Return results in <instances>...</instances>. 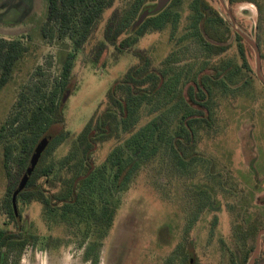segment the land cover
Listing matches in <instances>:
<instances>
[{
    "label": "rangeland",
    "instance_id": "rangeland-1",
    "mask_svg": "<svg viewBox=\"0 0 264 264\" xmlns=\"http://www.w3.org/2000/svg\"><path fill=\"white\" fill-rule=\"evenodd\" d=\"M141 1L111 0L88 41L76 51L70 38L61 39L56 28L46 25L48 0H0V39L21 43L12 76L0 89V130L6 128L0 138V228L10 222L5 206L10 186L5 151L11 149L9 164L16 179L22 140L27 136L23 123L41 97L50 94L61 80L70 53L75 55L74 88L64 106V127L70 138L54 146L43 164L44 168L53 163L57 171L60 160L70 153L73 140L105 102L108 91L139 62L137 52L150 56L154 66L166 69L169 77L177 72L185 74L187 69L193 73L206 60L211 65L224 58L229 59L226 67H242L227 78L226 71L221 73L219 83L209 92L202 90L200 103L205 106L199 120L206 128L200 132V142L196 141L195 153L185 151L181 158L170 148L186 111L178 97L185 79L176 83L175 98L167 104L171 112L165 113L164 108L157 112L164 120L168 117L163 124L166 142L163 148L156 144L148 147L115 195L118 209L107 237L94 243L92 238L84 239L80 229L51 224L50 230L41 205L21 201L18 210L33 226L35 244L20 256L8 254V264H242L254 245L253 230L264 229V85L256 76L254 51L232 34L227 52L218 56L207 52L200 41L190 37L192 16L184 5L149 21V28L132 35L128 50L119 53L104 42L106 24L114 14L123 23L131 14V4ZM207 1L227 22L220 1ZM227 3L238 28L257 42L264 75V0ZM239 44L243 45L249 70L240 56ZM175 78L178 76L168 80L161 94L164 98L171 94ZM194 84L189 82L184 87L182 100L186 106L192 102L186 91H194ZM154 98L136 101L135 131L155 121L158 114L154 108L161 104L155 105ZM118 143L105 144L96 154V165H102ZM138 158L142 153L134 146L123 154L122 164ZM89 245H93L90 256L84 251ZM258 264H264V238Z\"/></svg>",
    "mask_w": 264,
    "mask_h": 264
},
{
    "label": "trees",
    "instance_id": "trees-1",
    "mask_svg": "<svg viewBox=\"0 0 264 264\" xmlns=\"http://www.w3.org/2000/svg\"><path fill=\"white\" fill-rule=\"evenodd\" d=\"M154 1L143 0L131 4V14L123 23L119 22L122 18L114 14L106 24L104 42L113 46L117 52L124 53L129 48L128 39L149 28L147 25L149 21L156 20L160 16L163 18L165 14L178 11L186 5L191 12L188 15L192 16L191 36L189 34L187 36L200 41L201 47L207 52L216 56L227 52L231 46L232 34L238 42L245 44L251 50V47L207 0H172L164 10L148 17L138 29L133 31V25L140 14ZM229 1L233 5L245 0ZM110 6L111 0H48L46 25L56 28L61 39L70 38L77 51L88 41L95 26ZM154 29L155 27H151V30ZM124 35L126 37L122 38ZM20 47V42L7 43L0 39V67L2 68L0 89L9 82L12 76L16 62L20 58ZM239 53L246 64L245 68L249 70L242 44H239ZM136 54L139 62L131 67L123 78L108 91L105 102L98 106L91 119L73 140L70 153L60 160L58 171L53 163L44 168L43 164L54 146H60L67 138H70V134L64 127V107L61 104L64 94L74 88L71 83L74 53L67 56L61 80L55 83L53 91L41 97L42 100L23 123V130L27 132V136L22 140L19 159L20 172L16 179L12 177L10 170L11 149H6L5 169L10 186L8 187L9 199L5 206L10 222L5 228H0V264H8V254L17 253L20 256L28 246L35 244L33 226L28 220H24L19 210L16 216L12 199L35 148L43 138H50L49 146L28 184L18 195L17 204L21 201L28 205L40 204L42 217L47 221L50 230L51 224L61 225L62 228L80 229L82 235L88 236L93 233V242H95L94 236L105 237L111 228L118 209L115 195L130 178L136 163L143 159L148 147L153 144L163 148L166 142L164 136L166 129L163 128V124L168 117H164V120L163 116L157 112H161L163 108L166 110L165 113L171 112L167 104L175 98L173 90L180 78L183 77L185 82L178 97L186 111L181 116L178 136L174 137L170 143L172 153L179 158L182 155L185 157V151L195 153L196 141L200 142V132L205 131V124L199 120L205 106L200 103L202 102V90L209 92L210 88L219 83L221 73L226 71L224 77L227 78L229 75H236L242 69L234 65L226 67L229 59L222 58L211 65L209 60H206L202 67L193 73L191 69L189 71L187 69L185 74L177 72L174 77L178 76V78H175V83L170 88L171 94L164 98L161 94L167 88L168 80L174 77H169L166 69L155 67L150 56L148 57L143 51ZM189 82H195V90L186 91L190 101L193 102L186 106L182 100L183 90ZM148 96L155 97V105H161L154 108L153 112L158 114L154 117L155 121L153 120L154 122L149 127L147 123L140 128L139 130L143 131L138 134L139 130L135 131L136 123L133 119V113L137 109L136 101ZM5 130V127L0 130V138ZM127 135L130 137L120 143V140ZM109 142L119 143L102 165H96V154ZM134 146L140 148L142 158L130 161L128 165L123 166L121 157ZM260 230L262 228L253 230L252 243L254 245L245 254L242 264H246L250 254L254 251L256 237Z\"/></svg>",
    "mask_w": 264,
    "mask_h": 264
},
{
    "label": "water",
    "instance_id": "water-1",
    "mask_svg": "<svg viewBox=\"0 0 264 264\" xmlns=\"http://www.w3.org/2000/svg\"><path fill=\"white\" fill-rule=\"evenodd\" d=\"M171 1L172 0H158L157 3L153 7H149L147 9H145L140 14V16L136 20V22L134 23L132 30L135 31L136 29H138L144 23V21L148 17H150L151 15H155V14L161 12L162 10H164L169 5V3ZM219 1L221 3L225 13L227 14L228 24L254 51L255 58H256V76H257L258 80L264 85V75L262 72V65H261V53H260L259 46H258L257 42L252 38L251 35L247 34L243 30L238 28L237 23L235 21V18H234L233 14L231 12V9L227 3V0H219ZM70 94H71V91H67L64 94L63 99H62V104H61L62 107L65 106V103H66L68 97L70 96ZM49 143H50L49 137H45L39 142V144L35 148L32 156L30 158V161L28 163V166L26 168V171H25L22 179L20 180L18 188L13 195L12 203H13V209H14L16 216H18L17 197L23 191V189L26 187V185L28 184V182H29L31 176L33 175L34 171L36 170L45 150L49 146ZM263 237H264V229L260 230L257 234L256 241H255V249H254L253 254L250 257L247 264H255L257 259L259 258L260 253H261V241H262Z\"/></svg>",
    "mask_w": 264,
    "mask_h": 264
},
{
    "label": "flooded vegetation",
    "instance_id": "flooded-vegetation-1",
    "mask_svg": "<svg viewBox=\"0 0 264 264\" xmlns=\"http://www.w3.org/2000/svg\"><path fill=\"white\" fill-rule=\"evenodd\" d=\"M87 123H88V122H87ZM84 127H85V126H84ZM114 220H115V218L113 219L112 226H113ZM112 226H111V228H112ZM111 228H110V229H111ZM110 229L108 230V232L110 231ZM93 235H94V234L91 233V234H88V236H86V235H82V236H83L84 239H88V238H90V239L92 238V239H93ZM107 235H108V233L106 234L105 237H107ZM94 237H95V240H96L94 243H96V242H98V241H100V240H103V239L105 238V237H102V236H100V235H99V236H94ZM263 238H264V237H263ZM92 242H93V241H92ZM92 246H93V245H89L88 249H87V247L85 246L84 251L87 252V253L89 254L90 251L93 249ZM252 254H253V253H252ZM251 256H252V255H251ZM251 256H250V257H251ZM249 259H250V258H249ZM249 259H248V261H249ZM260 259H261V253H260V256H259V258L257 259V261H256L255 264H258V262L260 261ZM248 261L246 262V264L248 263Z\"/></svg>",
    "mask_w": 264,
    "mask_h": 264
}]
</instances>
